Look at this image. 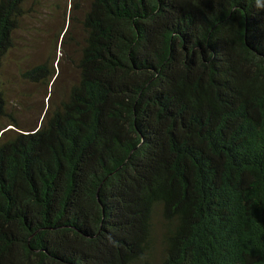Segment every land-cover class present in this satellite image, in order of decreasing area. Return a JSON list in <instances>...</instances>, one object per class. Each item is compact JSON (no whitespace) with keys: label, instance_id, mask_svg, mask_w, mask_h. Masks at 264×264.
Returning <instances> with one entry per match:
<instances>
[{"label":"trees","instance_id":"1","mask_svg":"<svg viewBox=\"0 0 264 264\" xmlns=\"http://www.w3.org/2000/svg\"><path fill=\"white\" fill-rule=\"evenodd\" d=\"M64 1L77 81L31 126L0 82V264H264V0Z\"/></svg>","mask_w":264,"mask_h":264},{"label":"rangeland","instance_id":"2","mask_svg":"<svg viewBox=\"0 0 264 264\" xmlns=\"http://www.w3.org/2000/svg\"><path fill=\"white\" fill-rule=\"evenodd\" d=\"M25 9L33 10L20 21L13 35V48L3 61L0 82L8 102L7 114L14 115L24 126H31L40 119L52 87L46 82L35 83L25 75L36 66L48 63L57 74L61 73L52 97L56 98L59 91L67 93L78 79L69 56L77 60L79 46L67 44L69 37L63 38L69 15L64 0H27ZM80 16V12L74 14L75 18ZM70 31L80 41V26L74 23ZM63 40L66 41L65 48H62ZM7 121V117H0V130L4 125L8 126ZM159 251L160 245L156 246V254Z\"/></svg>","mask_w":264,"mask_h":264},{"label":"clouds","instance_id":"3","mask_svg":"<svg viewBox=\"0 0 264 264\" xmlns=\"http://www.w3.org/2000/svg\"><path fill=\"white\" fill-rule=\"evenodd\" d=\"M260 6V0H257V7Z\"/></svg>","mask_w":264,"mask_h":264}]
</instances>
